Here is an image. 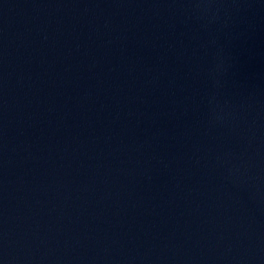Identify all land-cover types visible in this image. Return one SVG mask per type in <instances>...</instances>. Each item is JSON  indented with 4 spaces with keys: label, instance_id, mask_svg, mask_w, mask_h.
<instances>
[{
    "label": "water",
    "instance_id": "water-1",
    "mask_svg": "<svg viewBox=\"0 0 264 264\" xmlns=\"http://www.w3.org/2000/svg\"><path fill=\"white\" fill-rule=\"evenodd\" d=\"M0 264H264V0H0Z\"/></svg>",
    "mask_w": 264,
    "mask_h": 264
}]
</instances>
